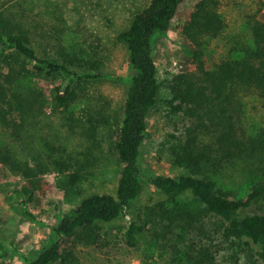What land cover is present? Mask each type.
I'll list each match as a JSON object with an SVG mask.
<instances>
[{
	"label": "trees",
	"instance_id": "obj_1",
	"mask_svg": "<svg viewBox=\"0 0 264 264\" xmlns=\"http://www.w3.org/2000/svg\"><path fill=\"white\" fill-rule=\"evenodd\" d=\"M8 1L0 0V128L12 141L27 136L30 121L47 109L48 99L38 81L62 77L63 83L51 90L52 104L60 109H68L75 100V86L80 83L117 80L126 85V93L114 131V146L122 163L115 195L95 193L61 213L47 227L48 243L33 255H23L17 249L7 251L0 244V258L16 255L24 264H82L72 250L63 247L66 240L95 248L108 246L101 225L126 216L130 218L122 234L126 247L139 248L150 234L141 250V264H218L222 243L231 247L230 264H241V257L245 264H264V212H247L264 198V125L249 131L241 116L247 95H257L264 103V23L252 22V40L240 56L227 57L207 68L206 41L217 36L224 24L218 0H199L178 25L191 43L187 53L196 69L173 76L171 97L161 99L154 41L166 34L185 0H149L117 34L128 51L125 77L108 73L98 53L89 55L62 44L55 45L52 52L38 50L25 16L7 7ZM160 102L171 114L181 113L190 122L184 139L172 149L173 160L190 167L189 173L155 174L142 164L148 117ZM95 122L108 124L107 119L89 121L85 131L89 139L95 137ZM12 141L0 144V164L26 180L10 195L16 203L13 208L25 221L43 226L31 210L37 171L17 158ZM231 169L254 179L242 198L232 197L218 185V178ZM145 184L165 200L139 210L144 219L135 218L132 213ZM185 197L193 203L183 201ZM209 225L218 228L215 231L221 243H213L214 231Z\"/></svg>",
	"mask_w": 264,
	"mask_h": 264
},
{
	"label": "rangeland",
	"instance_id": "obj_2",
	"mask_svg": "<svg viewBox=\"0 0 264 264\" xmlns=\"http://www.w3.org/2000/svg\"><path fill=\"white\" fill-rule=\"evenodd\" d=\"M148 1L9 0L7 7L25 16L26 26L38 50L52 52L55 45L62 44L89 55L98 53L100 56L97 54V58L104 59L108 73L125 77L128 75V51L117 39V34L128 27L134 13ZM198 1L185 0L166 34L154 41L161 99L171 97L169 86L173 76L196 69L192 57L187 53L188 49H192L191 43L178 25L187 19ZM218 13L224 25L217 36L206 41L204 61L207 68H212L227 57L241 55V49L252 40V22L258 20L264 23V0H218ZM61 83L62 77L37 82L46 93L47 109L30 121L27 136L23 139L14 142L8 132L0 128V144L11 140L17 158L21 162H28L37 171L31 210L44 223L39 226L25 221L13 208L16 203H13L10 195L24 186L26 180L0 164V244L7 251L17 249L23 255H33L48 243L47 227L61 213L78 206L89 195H115L116 192L122 163L115 150L114 131L122 114L126 85L117 80L80 83L75 86V100L68 109H60L52 104L51 90ZM263 104L254 94L243 99L242 123L249 131L264 125ZM103 119H107L108 124L95 122L98 124L96 131H93L95 137L89 139L86 135L88 122ZM189 123L181 113L171 114L165 103L156 105L148 117V132L141 153L146 171L168 176L191 171L190 167L180 165L172 158V149L184 139ZM38 165L41 166L37 168ZM253 181L252 175L231 169V172L218 178V185L232 197L242 198L249 192ZM163 200L165 197L159 191L145 184L133 217L144 219V215H139L138 211ZM183 201L193 203L190 197H185ZM247 212H264V198L251 205ZM129 221V217L121 216L101 225L106 231L104 239L109 240L108 246L95 248L70 239L63 247L72 250L82 264H141V250L150 234L147 233L146 238L142 239L139 248L133 250L126 247L122 234ZM208 227L211 232L214 231L211 235L213 243H221V237L215 231L218 228L215 225ZM203 241L209 244L204 238ZM221 247L217 263L230 264V245L222 243ZM240 263H246L243 257ZM0 264L24 262L22 258L12 255L0 258Z\"/></svg>",
	"mask_w": 264,
	"mask_h": 264
}]
</instances>
